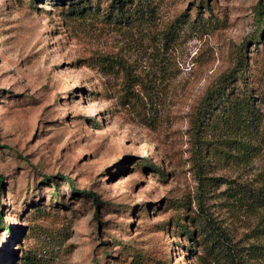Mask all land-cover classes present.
I'll return each mask as SVG.
<instances>
[{
	"label": "rangeland",
	"instance_id": "obj_1",
	"mask_svg": "<svg viewBox=\"0 0 264 264\" xmlns=\"http://www.w3.org/2000/svg\"><path fill=\"white\" fill-rule=\"evenodd\" d=\"M258 2L0 0V264H264V204L230 197L264 188ZM242 47L199 129L212 241L193 120Z\"/></svg>",
	"mask_w": 264,
	"mask_h": 264
},
{
	"label": "trees",
	"instance_id": "obj_2",
	"mask_svg": "<svg viewBox=\"0 0 264 264\" xmlns=\"http://www.w3.org/2000/svg\"><path fill=\"white\" fill-rule=\"evenodd\" d=\"M75 10V9H74ZM83 10V8H77L75 11L80 12ZM82 12V11H81ZM257 16V22L262 23L264 19V13L260 7V3L256 5V12ZM245 48V46H244ZM243 54V47L242 49L238 52L237 54V63L235 67L222 74L206 91V93L202 96L201 101L198 104L197 107V112L196 116L193 120L194 124V129H195V134L197 135L195 137L197 145L195 146V151L193 153V165L195 167V173L198 178V186H197V191H196V204L200 210L204 212L203 219L205 224L207 225V228H210L209 231H207V234L211 236V240H220L219 236L221 235L219 231H213L215 227L212 228L213 225V220L211 217H209L208 213L204 210L205 208V198L210 196V187L214 185V181H216L218 178H213V177H207L203 175V168H202V163H200V149L202 146H200L199 142H201V137L199 136V129L201 128V124L207 119L208 114L211 112V105L215 100H227L226 96V90L228 88L229 82L235 78L238 77L240 80L244 79V73H243V67L245 63V58ZM244 82V81H243ZM244 97L245 100L241 101L239 104H234L230 105V109L232 110V113L234 114V118L236 120H240L242 118V107H245V113L247 114V117L252 119L254 116V111H255V104L252 99V96L250 95L249 92V87L245 83L244 85ZM2 182H3V177L0 174V192H1V187H2ZM233 186H229V189L232 190ZM87 195H91L93 197V200L95 203H97V199L95 195L92 192H85ZM230 197H232L236 202L241 203V202H257L258 204H264V188L263 187H256V188H251V189H240V190H234L231 192ZM251 206V205H250ZM2 222V214L0 212V226ZM189 234V233H188ZM216 234L217 238H213L212 235ZM256 248H263L264 249V244L263 245H255ZM233 250V249H232ZM235 251V250H233ZM234 256V254L232 255Z\"/></svg>",
	"mask_w": 264,
	"mask_h": 264
}]
</instances>
